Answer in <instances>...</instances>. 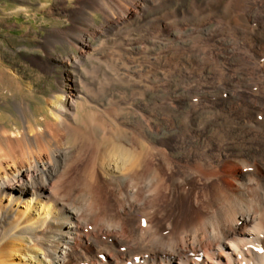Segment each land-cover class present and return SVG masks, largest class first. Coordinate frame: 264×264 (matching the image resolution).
Returning <instances> with one entry per match:
<instances>
[{
    "label": "bare ground",
    "instance_id": "bare-ground-1",
    "mask_svg": "<svg viewBox=\"0 0 264 264\" xmlns=\"http://www.w3.org/2000/svg\"><path fill=\"white\" fill-rule=\"evenodd\" d=\"M124 1L144 20L169 0ZM201 1L208 16L231 13V2ZM89 3L64 40L72 51L55 57L62 72L43 118L31 115L24 97L6 118L15 129L0 121V264L14 254L25 264H264V102L197 104L182 124L193 137L182 156L158 147L154 125L107 121L91 105L102 70L83 66L99 63L91 40L126 25L131 12L118 0ZM250 24L247 35L264 52V25Z\"/></svg>",
    "mask_w": 264,
    "mask_h": 264
},
{
    "label": "rangeland",
    "instance_id": "rangeland-1",
    "mask_svg": "<svg viewBox=\"0 0 264 264\" xmlns=\"http://www.w3.org/2000/svg\"><path fill=\"white\" fill-rule=\"evenodd\" d=\"M118 1L120 10L128 14L131 12V18L126 25L114 27L96 40H91L92 53L99 63L86 60L83 66L91 69L98 65L102 70L101 81H96V87L101 93L105 90V93L96 95L91 105L96 111H102L107 121L136 128L142 124L154 125L155 133L151 135L158 147L174 156H182V146L193 140L192 134L181 129L192 110L224 104L244 105L259 99L264 102V52L247 35L250 23L264 25V0L221 1L224 5L231 2V19L228 17L226 20L204 14L206 11L201 0H185L182 3L169 0L160 11L155 7L150 10L144 20L140 19L139 9L134 4ZM88 4L89 0H0V121H8L9 129H15L6 119L14 114L15 99L25 97L30 103L31 115L40 120L43 118L42 110L48 107L46 99L54 95L56 81L62 72L56 65L55 57L72 51L73 48L64 40H68L72 28L77 25L74 20L80 18V9ZM94 18L96 24L103 22L100 14H94ZM11 78L20 82L24 90L22 93H14L15 85ZM144 96L146 99L143 100ZM148 121H151L150 124ZM5 247L10 250L7 243ZM6 263L25 264L16 254L7 256Z\"/></svg>",
    "mask_w": 264,
    "mask_h": 264
}]
</instances>
